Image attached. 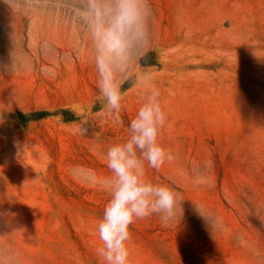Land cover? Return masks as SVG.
I'll return each mask as SVG.
<instances>
[{"label":"rangeland","instance_id":"374dc122","mask_svg":"<svg viewBox=\"0 0 264 264\" xmlns=\"http://www.w3.org/2000/svg\"><path fill=\"white\" fill-rule=\"evenodd\" d=\"M83 2L0 0V264H103V153L144 91L124 85V127L104 113ZM149 3L136 70L160 92L175 159L147 175L185 200L167 226L130 225L132 264H264V0ZM33 111L46 116L21 122Z\"/></svg>","mask_w":264,"mask_h":264},{"label":"clouds","instance_id":"9594fccd","mask_svg":"<svg viewBox=\"0 0 264 264\" xmlns=\"http://www.w3.org/2000/svg\"><path fill=\"white\" fill-rule=\"evenodd\" d=\"M78 7L97 74V101L114 125L124 127L127 91L137 87L144 91L127 126V138L104 151L109 175L97 182L109 198L96 224L100 243L95 253L103 264H132L130 225L155 215L167 226L178 211L182 215L185 200L176 188L155 183L147 175L148 169L159 171L175 159L159 141L163 129L170 127L160 92L151 73L136 70L151 49L153 13L149 0H84ZM86 131L81 128V134ZM196 209L201 214L200 207Z\"/></svg>","mask_w":264,"mask_h":264},{"label":"trees","instance_id":"16d2710c","mask_svg":"<svg viewBox=\"0 0 264 264\" xmlns=\"http://www.w3.org/2000/svg\"><path fill=\"white\" fill-rule=\"evenodd\" d=\"M18 116L23 117L24 120L21 122H26L30 120H38L40 118H43L46 116V113L44 111H33V112H28L26 114H18Z\"/></svg>","mask_w":264,"mask_h":264}]
</instances>
